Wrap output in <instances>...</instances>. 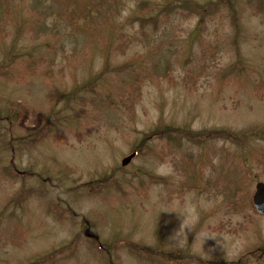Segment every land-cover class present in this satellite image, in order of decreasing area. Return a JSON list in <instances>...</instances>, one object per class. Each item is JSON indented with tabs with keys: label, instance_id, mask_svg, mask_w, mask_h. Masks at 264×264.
<instances>
[{
	"label": "rangeland",
	"instance_id": "1",
	"mask_svg": "<svg viewBox=\"0 0 264 264\" xmlns=\"http://www.w3.org/2000/svg\"><path fill=\"white\" fill-rule=\"evenodd\" d=\"M166 1L0 0V62L12 56L0 74V264L56 249L46 264H195L139 257L132 243L264 264V252L252 253L264 241V213L251 202L264 181V140L240 147L209 129L264 128V0H180L202 19L158 17ZM136 13L167 21L144 20L141 30ZM105 61L95 87L56 102ZM159 118L191 139L197 131L198 141L178 130L180 147L162 137L121 166ZM107 172L117 187L94 182ZM186 218L191 227L174 235Z\"/></svg>",
	"mask_w": 264,
	"mask_h": 264
},
{
	"label": "trees",
	"instance_id": "2",
	"mask_svg": "<svg viewBox=\"0 0 264 264\" xmlns=\"http://www.w3.org/2000/svg\"><path fill=\"white\" fill-rule=\"evenodd\" d=\"M194 2V1H192ZM171 3H176L174 7H172ZM191 3V1H182V3L180 4V0H177V1H171V0H167L166 3L162 4L161 6H159L157 8L158 10V17H168V18H171V14L172 13H184L185 11H191V8L189 6H187V4ZM229 6V5H228ZM230 7V6H229ZM172 8H174V11L172 12ZM193 12L194 14L198 15L200 17V19H202L204 17V14H202L199 10H196V11H191ZM157 17V18H158ZM150 18V19H149ZM148 18V16H143L141 15L140 13H136L135 16L132 17L131 20L133 21H137L138 24H139V27L141 28V30H143L144 28V20L146 22H152V23H155V21L157 20V23L155 25V27L157 26V24L161 21H167V19H157L156 18V15L154 16H150ZM237 45V44H236ZM12 59V56L11 54L8 52L5 56V58L0 62V74H1V67L2 66H6L8 64H10V61ZM13 61V60H12ZM121 66L119 65V68ZM118 67L115 66V67H112L111 69L115 70L117 69ZM110 70V66L108 64V62L105 61L102 69L98 72H96L94 75H92L90 77V79H88L87 81L81 83V84H78V85H75L73 86L71 89L61 93L58 95V97L56 98V102H58L59 100L61 99H69V98H72L74 96H76V94L80 91H86V87H87V84H89L91 86V89L93 87L96 86V83L98 82V80L104 75L105 72L109 71ZM90 90V88L88 89ZM20 111H16V114L18 115ZM14 114V117H17V115ZM7 120H9L7 118ZM45 125V131H43V128H40V130L38 132H40V136L41 135H45L46 131H47V124H46V121L43 123ZM210 129V132L213 133V132H220L219 135H212L213 138H220L224 141H228L234 145H237V146H240V147H243L245 144H246V141L248 140H251V139H261V140H264V128L261 129V130H257L256 128H249V129H245L243 131H240V130H233V129H227V128H219V129ZM180 131V130H185V133L187 134V137L189 140L194 141H198L197 140V131L194 130V132L196 133V136L195 138L191 139L192 138V132L187 128V127H181V126H176L174 124H171V123H167L165 122L164 120H162L161 118H159L156 123L153 125V127H151L150 129H148V131L146 132H141V136L139 137V142H136L133 144L132 146V150L131 151H136V156L141 153H145L147 151L151 152L153 150V147L150 146V142H153L157 139H161L162 137H164L169 143H171L172 141H174L175 143L178 144V146L180 147L182 145V140L184 139V137L182 136H179L178 132L177 131ZM34 131V130H33ZM207 131V130H206ZM28 136V135H27ZM23 138H25L26 136H22ZM12 160H10L9 163H11ZM261 164L264 165V160L261 161ZM113 170V169H112ZM117 170H122V169H118ZM17 171V170H16ZM112 172V171H111ZM111 172H107V173H104V176H105V179L103 181H101L100 179H96L94 180V182H97V183H101V187L102 189L103 188H107L108 186H111V187H117V183L115 184V178L113 180L112 178V175L114 173H111ZM183 173H186L185 171H183ZM191 173H195L194 169ZM225 178V176H222V178ZM154 181H156L155 183H158L159 181L158 180H162L163 182L166 181V179H164L163 177L161 176H155L152 178ZM221 179V178H220ZM91 182L93 181H90V182H87V186H89V184H91ZM237 181H231L228 183V186L231 185V189L238 184V182L236 183ZM217 184H221L223 185V187H226V183H222L221 181H217L216 185ZM83 186V184H81ZM195 187L196 186V183L193 182L191 179H190V183L188 184V187ZM118 190V188H117ZM235 190V189H234ZM236 191V190H235ZM236 194V192H234ZM139 250H141V253L142 254H149L151 255L152 257L153 256H157L159 255L161 252L162 255H169V257H171V259H178L181 258L179 257L182 256V257H187V261L188 262H192V263H195V264H217L218 261H212V260H207V259H202L200 258L198 255H196L195 253H192L190 252L189 250V246L185 248V250L183 251H170L168 253H166L165 251H161L158 249V247H154V248H146V247H137ZM57 252V253H56ZM263 252H264V241L263 243L256 247L255 250L252 251V253H254L256 256V260H260L261 256L263 255ZM60 252H58V250H51L48 254H46L44 257H37L36 260H34L33 262L29 263V264H46L48 263L50 260H53V256L55 254H59ZM156 258V257H155ZM157 259H160V258H157ZM191 260V261H190ZM27 263V264H28ZM186 263V261H185ZM221 264H233L232 262H226L224 261V263H221Z\"/></svg>",
	"mask_w": 264,
	"mask_h": 264
},
{
	"label": "water",
	"instance_id": "3",
	"mask_svg": "<svg viewBox=\"0 0 264 264\" xmlns=\"http://www.w3.org/2000/svg\"><path fill=\"white\" fill-rule=\"evenodd\" d=\"M133 155L134 153L132 152L125 156L121 160V163L123 165L126 164ZM252 203L257 211L264 212V183L262 181H258L255 184L254 192L252 194ZM85 234L91 236L93 233L89 229H86Z\"/></svg>",
	"mask_w": 264,
	"mask_h": 264
},
{
	"label": "clouds",
	"instance_id": "4",
	"mask_svg": "<svg viewBox=\"0 0 264 264\" xmlns=\"http://www.w3.org/2000/svg\"><path fill=\"white\" fill-rule=\"evenodd\" d=\"M184 213H185L186 217L191 216V209L186 207L184 209ZM185 227H189V228L191 227V222L187 218H186L185 222L181 223L178 231L174 235L179 236L180 233H182L184 231ZM202 235H205V234H202Z\"/></svg>",
	"mask_w": 264,
	"mask_h": 264
}]
</instances>
